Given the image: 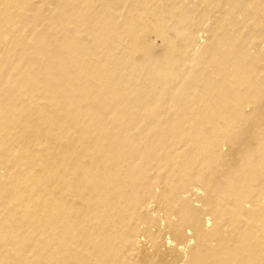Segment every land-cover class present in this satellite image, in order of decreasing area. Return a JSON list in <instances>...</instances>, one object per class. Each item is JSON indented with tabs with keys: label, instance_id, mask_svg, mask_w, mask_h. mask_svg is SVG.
Masks as SVG:
<instances>
[{
	"label": "bare ground",
	"instance_id": "obj_1",
	"mask_svg": "<svg viewBox=\"0 0 264 264\" xmlns=\"http://www.w3.org/2000/svg\"><path fill=\"white\" fill-rule=\"evenodd\" d=\"M0 264H264V0H0Z\"/></svg>",
	"mask_w": 264,
	"mask_h": 264
},
{
	"label": "rangeland",
	"instance_id": "obj_2",
	"mask_svg": "<svg viewBox=\"0 0 264 264\" xmlns=\"http://www.w3.org/2000/svg\"><path fill=\"white\" fill-rule=\"evenodd\" d=\"M159 35V36H158ZM156 34L151 33L148 34L145 38V43L147 44V55L151 57L154 60V65L158 64L156 63L157 60L162 58L164 56V53L167 52L166 45L164 44L161 35H169L172 36V32H166L164 34Z\"/></svg>",
	"mask_w": 264,
	"mask_h": 264
}]
</instances>
